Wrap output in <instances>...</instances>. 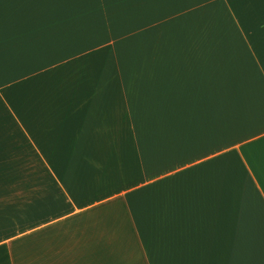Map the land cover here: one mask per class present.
Instances as JSON below:
<instances>
[{
    "label": "crops",
    "instance_id": "1",
    "mask_svg": "<svg viewBox=\"0 0 264 264\" xmlns=\"http://www.w3.org/2000/svg\"><path fill=\"white\" fill-rule=\"evenodd\" d=\"M188 4L192 33L147 41L0 0V264H264V0Z\"/></svg>",
    "mask_w": 264,
    "mask_h": 264
},
{
    "label": "rangeland",
    "instance_id": "2",
    "mask_svg": "<svg viewBox=\"0 0 264 264\" xmlns=\"http://www.w3.org/2000/svg\"><path fill=\"white\" fill-rule=\"evenodd\" d=\"M102 1L103 3L106 1L110 5V8L114 9L118 8V4H120V7L122 8L123 3H125V10L123 13L125 12L127 16L128 26L126 28L113 25L115 23L113 20L111 27L107 28L102 26L101 18L103 12L93 10L94 7ZM79 2L80 19L88 22L87 28H89V33L94 34L96 38H101L105 35L111 37V40H115L118 38V35L126 32V35L135 36V34H137L147 41H150L151 38L155 41H166V37L168 36L177 39L181 38L184 34L192 33L193 27L191 28L187 26L186 23L190 22L188 21L190 18L192 21H195L189 8V0H121V2L120 0H79ZM141 3H143V9L140 10L142 12L139 13L138 9H135V7ZM87 5L88 9H86ZM92 5H94L93 8H91ZM111 13H113V11ZM116 16L117 14L114 17L115 19ZM178 45L181 46L182 44H175V46ZM123 46L124 44L119 45L117 42H112L113 50L120 52V56L123 57L122 60L126 61V65H128L131 70V75L129 77L133 78V71L136 62L135 56H137V58L138 56L141 57L142 60L140 61L145 64V57L149 56L151 43L144 42L143 50L137 55L135 53L133 37H128V41L125 44L126 48ZM153 46L159 48V61L161 65V62L165 59L163 54H161V48L166 46V43L157 42Z\"/></svg>",
    "mask_w": 264,
    "mask_h": 264
}]
</instances>
